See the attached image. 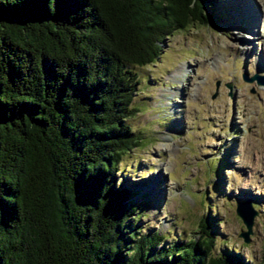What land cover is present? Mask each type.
<instances>
[{
	"label": "trees",
	"instance_id": "16d2710c",
	"mask_svg": "<svg viewBox=\"0 0 264 264\" xmlns=\"http://www.w3.org/2000/svg\"><path fill=\"white\" fill-rule=\"evenodd\" d=\"M215 0H0V264H247L197 238L141 234L125 154L141 79Z\"/></svg>",
	"mask_w": 264,
	"mask_h": 264
},
{
	"label": "rangeland",
	"instance_id": "374dc122",
	"mask_svg": "<svg viewBox=\"0 0 264 264\" xmlns=\"http://www.w3.org/2000/svg\"><path fill=\"white\" fill-rule=\"evenodd\" d=\"M215 2L203 10L210 26L174 33L154 65L130 66L141 85L127 122L144 142L117 176L142 207L141 234L187 241L207 217L215 256L264 264V85L245 80L264 81V0ZM247 199L249 242L235 212Z\"/></svg>",
	"mask_w": 264,
	"mask_h": 264
},
{
	"label": "water",
	"instance_id": "95a60500",
	"mask_svg": "<svg viewBox=\"0 0 264 264\" xmlns=\"http://www.w3.org/2000/svg\"><path fill=\"white\" fill-rule=\"evenodd\" d=\"M245 80L248 82L257 80L258 85H264V81H262L258 76L250 77L249 79L245 77ZM252 207L253 206H251L248 199L245 202L238 203L235 207L236 215L242 219L241 221L246 227V230L240 235L245 242H249V236L252 234L253 221H255L254 218L257 215L256 211H254Z\"/></svg>",
	"mask_w": 264,
	"mask_h": 264
},
{
	"label": "bare ground",
	"instance_id": "6f19581e",
	"mask_svg": "<svg viewBox=\"0 0 264 264\" xmlns=\"http://www.w3.org/2000/svg\"><path fill=\"white\" fill-rule=\"evenodd\" d=\"M263 34V33H262Z\"/></svg>",
	"mask_w": 264,
	"mask_h": 264
}]
</instances>
